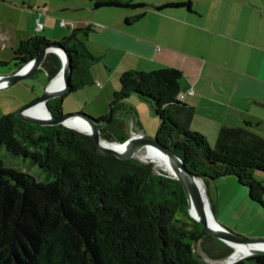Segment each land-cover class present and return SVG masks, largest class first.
<instances>
[{
  "label": "trees",
  "instance_id": "obj_1",
  "mask_svg": "<svg viewBox=\"0 0 264 264\" xmlns=\"http://www.w3.org/2000/svg\"><path fill=\"white\" fill-rule=\"evenodd\" d=\"M92 2L94 9L146 7L134 0ZM179 7L193 10L191 2L158 9ZM144 16L141 12L126 22ZM67 27L70 32L59 41L48 39L43 30L21 40L12 58L19 70L47 44L57 43L69 53L70 91L47 102L54 117L73 114L65 113L64 100L94 83L92 68L100 60L83 41L94 27ZM9 64L0 60V66ZM42 66L47 86L60 73L62 61L49 53ZM182 79V72L172 67L128 70L120 78L121 89L112 93L111 119V113L85 116L100 126L104 139L123 142L130 136L119 137L114 128H121V112L133 109L128 99L138 95L160 121L159 142L205 185L233 176L249 189L252 200L264 205V183L255 176L264 173V137L248 127H223L212 147L203 133L191 129L195 109L180 99ZM0 148L30 161L44 175L10 166L0 157V264H209L196 251L204 226L191 216L182 183L153 164L101 154L87 134L62 124H30L16 113L0 118ZM204 240L216 241L227 255L232 251L213 236ZM203 249L211 258L224 257L214 255L206 243ZM234 264H264V253Z\"/></svg>",
  "mask_w": 264,
  "mask_h": 264
},
{
  "label": "crops",
  "instance_id": "obj_2",
  "mask_svg": "<svg viewBox=\"0 0 264 264\" xmlns=\"http://www.w3.org/2000/svg\"><path fill=\"white\" fill-rule=\"evenodd\" d=\"M134 1L146 7L128 11L124 27L104 28L116 40L107 39L109 45L135 56L128 70L179 69L183 101L195 109L191 129L214 142L223 127H248L264 137V0ZM185 2L192 3V11L158 9ZM141 12V20L126 22ZM147 15L148 39L131 30ZM43 32L52 33L46 23ZM17 70L13 65L5 73ZM37 73L33 80L40 83Z\"/></svg>",
  "mask_w": 264,
  "mask_h": 264
},
{
  "label": "rangeland",
  "instance_id": "obj_3",
  "mask_svg": "<svg viewBox=\"0 0 264 264\" xmlns=\"http://www.w3.org/2000/svg\"><path fill=\"white\" fill-rule=\"evenodd\" d=\"M128 11L136 12L129 9H94L90 0H0V60L10 61L8 66H0V74L6 75L5 72L14 65L12 58L19 42L39 32L41 24L46 23L51 28L52 33L47 34L51 41H59L70 32L67 26L60 25V21L67 22L72 28H83L92 24L96 32H91L89 37H83V41L92 54L100 57L99 62L92 68L94 83L66 96L64 110L65 113H84L94 118L110 114L112 93L121 89L120 78L128 71V63L136 58L133 54L109 45L107 39L116 40L108 36L104 28L119 25L124 27V15L128 14ZM132 27L134 33L148 39V15ZM103 34L107 36L103 37ZM36 78L42 85H39L41 82H38L39 84L35 82L33 77H27L9 87H0V118L10 113L18 115L23 107L43 95L49 85L46 86L47 71L40 68ZM58 78L59 76L56 77ZM128 103L133 109L121 112L119 118L121 128L115 125L116 127H113L114 131L116 130L115 134L119 137L132 136L135 133L155 137L160 121L151 104L135 94L128 99ZM72 118L78 117L70 119ZM208 141L212 147L215 146L213 138ZM0 157L10 166L22 168L36 176H44L30 161L11 155L3 148H0ZM155 168L158 169L156 166ZM255 176L264 183L263 172H256ZM205 189L215 218L230 230L231 234L248 239H264V205L252 200L249 189L240 184L237 178L230 176L211 181L205 185ZM204 243L214 255L224 257L211 258L203 249ZM216 243L211 240L197 243L196 251L203 261L209 264H222L217 262L225 261L232 255L234 249L230 245L226 243L232 249L227 255L226 250Z\"/></svg>",
  "mask_w": 264,
  "mask_h": 264
},
{
  "label": "water",
  "instance_id": "obj_4",
  "mask_svg": "<svg viewBox=\"0 0 264 264\" xmlns=\"http://www.w3.org/2000/svg\"><path fill=\"white\" fill-rule=\"evenodd\" d=\"M49 53H57L62 61V69L58 74V79H53L49 85L46 87L42 96L38 97L33 102L29 103L25 107H23L20 112L18 113V117L27 123L34 124V125H64L71 129H75L80 131L84 134H87L95 140L97 148L101 154L104 155H115L121 159H133L136 157V154L145 149L152 147L162 154L168 156L171 160L172 166L174 168V172L168 174L172 178L179 180L187 194L189 206H190V214L191 216L199 223L204 226V230L202 235L197 239V243H200L205 236H213L234 249L233 244H240V245H251V244H264V239H248L237 237L231 234L230 230L222 226L217 219L215 218L212 208L207 204V207L204 202V193L206 192L205 183L202 177L198 174L189 171L186 168V165L182 158L176 154L172 149L167 146L162 145L157 136L155 137H148L144 134H133L127 140L123 142H110V144H118L125 146L124 150H119L118 148L111 146L110 144L104 143V138L102 137L100 126L95 124L92 120H90L85 114H65L62 117H54L47 106V102L53 98H59L65 96L70 91V78L72 76V58L68 52L64 51L62 47L55 43V44H47L44 46L43 50L40 52L39 56L35 59L31 60L28 64L23 66L21 69L16 71L13 74L9 75H2L0 74V86H10L27 77H33L38 69L42 67L43 62L45 61L47 55ZM61 78L62 86L56 87L54 86L56 82L59 81ZM55 87V88H54ZM44 106L47 113L49 114V118H41L38 116H33L28 114V112L34 108ZM71 117H78L89 126L90 131H87L83 128L73 127L67 124V121ZM112 117V112L110 114V119ZM110 119L108 122H110ZM140 160V159H139ZM145 162L143 160H140ZM146 163V162H145ZM153 164L152 162H149ZM207 196V195H206ZM211 217V223L208 218ZM264 251L256 252L249 256L255 254H262ZM248 256V257H249ZM247 258V257H246ZM237 262V261H236ZM235 263V262H234ZM230 263V264H234ZM229 264V263H225Z\"/></svg>",
  "mask_w": 264,
  "mask_h": 264
},
{
  "label": "bare ground",
  "instance_id": "obj_5",
  "mask_svg": "<svg viewBox=\"0 0 264 264\" xmlns=\"http://www.w3.org/2000/svg\"><path fill=\"white\" fill-rule=\"evenodd\" d=\"M62 85H63L62 80L60 78L59 81L56 82V84L54 86L61 87ZM28 114H31L33 116H38L41 118H45V119L49 118V114L47 113L44 106L34 108V109L30 110L28 112ZM67 124L70 126H73V127L83 128L87 131H90L89 126H87L85 123H83V121H81V119H79V118L69 119L67 121ZM103 141L105 144H110V142H112V141H109L107 139H104ZM111 146H114V147L118 148L119 150H124V148H125V146L118 145V144H112ZM136 157L140 160L145 161V162H152L158 169L162 170L165 173L171 174L172 172H174V168L172 166L170 158L168 156L162 154L158 150L152 148V147L145 148V149L139 151L136 154ZM204 202H205V205L207 207L209 200H208V197L206 196V192L204 193ZM209 205H210V202H209ZM210 207H211V205H210ZM208 218H209V221L211 223L212 220H211V217H209V214H208ZM233 246H234V251H233L232 255L227 260L222 261V262H217V263H222V264L234 263L240 259L248 257L251 254H254V253L260 252V251H264V244H251V245L233 244Z\"/></svg>",
  "mask_w": 264,
  "mask_h": 264
},
{
  "label": "built area",
  "instance_id": "obj_6",
  "mask_svg": "<svg viewBox=\"0 0 264 264\" xmlns=\"http://www.w3.org/2000/svg\"><path fill=\"white\" fill-rule=\"evenodd\" d=\"M60 25L61 26H69V24L67 22H65V21H61ZM39 30L40 31L43 30V25L42 24L40 25V29ZM191 94H193V92H191ZM180 99L183 100V96L182 95L180 96Z\"/></svg>",
  "mask_w": 264,
  "mask_h": 264
}]
</instances>
